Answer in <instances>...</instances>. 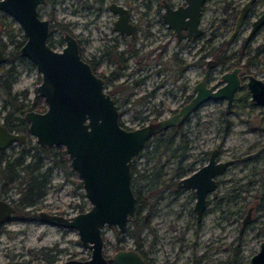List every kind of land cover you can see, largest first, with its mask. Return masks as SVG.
Segmentation results:
<instances>
[{"label":"rangeland","instance_id":"374dc122","mask_svg":"<svg viewBox=\"0 0 264 264\" xmlns=\"http://www.w3.org/2000/svg\"><path fill=\"white\" fill-rule=\"evenodd\" d=\"M236 1L239 3L241 0ZM80 5L79 0H57L52 14H48L50 6H40L38 13L42 18H50L53 15L52 22H72L73 34L81 31L83 35H88V29L84 27L87 24L93 36L87 50L93 51L97 44V30L88 23L92 13L79 7ZM213 15L208 12L203 22L213 18L216 24H219V18H214ZM231 23L232 20L229 21L228 29L222 30L213 45L227 38ZM241 28V33L223 52V55L229 56L226 65H231L232 61L248 63L242 69L240 85L234 91L230 106H227L225 98L209 99L201 103V106L192 111L188 119L174 131L175 140L171 150L168 154L161 153L158 165L153 166V163L160 148L158 152L154 150L157 140L151 137L148 145L132 160L136 174L145 173L149 177L148 181L142 179L140 182H132L145 198L139 215L141 218L147 216L148 223L142 226L138 236L139 245L149 264H247L252 252L258 248V240L252 238V227L261 224L264 227V106L250 101L246 80L248 74L264 80V48L259 47L264 43V28L253 35L251 40L245 38L247 25L243 24ZM48 36L52 47L61 49L64 44L63 40H60L61 30L52 27ZM0 39L5 44L4 49L10 54L13 53L14 43L24 40L22 28L17 20L2 10ZM242 43L245 45L243 55L238 57ZM196 47L197 45L192 46L193 62L197 57ZM257 48H260L259 51ZM136 59H128L129 68L134 66ZM248 60H251L250 63ZM234 65L238 67V64ZM8 66L9 63L6 62L2 68L6 69ZM224 67V64L214 66L209 84L220 81L222 73L233 68L230 66L225 70ZM13 68L17 74L12 90L23 92V100L29 106L33 101L39 102L36 96H41L36 91V85L40 81V72L34 64L16 53ZM202 69V64H194L195 82L200 80ZM155 77L152 75V78ZM223 83L220 81L218 86ZM42 102L45 106V102ZM178 104L180 101L158 94L153 102L147 105L126 106L119 119L124 126L135 128L149 120L136 117L135 111H145L151 106L159 108L161 105L169 111ZM3 105L5 103L0 96V120L4 113L11 109L10 106L3 108ZM24 143L28 145L25 150L38 145L33 135H28ZM21 146L19 142L13 141L5 149H0V154L17 157L20 155ZM62 148L64 149L63 146ZM214 148L217 149L215 158L218 161H231L226 170L216 176V188L208 193L205 213L197 222L192 211L193 191L184 188L177 192L174 180L204 165L208 161L209 152ZM24 156L25 163L32 162L29 154ZM47 165L48 162L44 163L40 170L45 172L48 181L44 186L41 209L64 216L77 213V203L88 209L89 203L85 196L83 199L79 196V192L83 194L82 187L75 188L71 183L78 175L74 172L73 176L68 177L66 170L57 167L46 172ZM238 191L241 197L235 196ZM254 197L258 200V206L261 205L254 216L257 221L251 223L246 233L242 234L239 232L242 208L252 203ZM14 216L13 214L8 222L0 226V264H28L42 260L43 255L47 254L54 255L55 262L89 257L90 250L81 246L75 229L55 227L41 220L22 222ZM132 229L134 226L130 227V230ZM101 235L103 254L107 258H110L118 247H133L135 244L133 237L120 233L114 225H104Z\"/></svg>","mask_w":264,"mask_h":264},{"label":"water","instance_id":"95a60500","mask_svg":"<svg viewBox=\"0 0 264 264\" xmlns=\"http://www.w3.org/2000/svg\"><path fill=\"white\" fill-rule=\"evenodd\" d=\"M251 1L253 0L242 5L231 36L239 30ZM44 2L45 0H0V10L10 14L22 28L25 40L19 47L21 56L29 59L40 72L36 91L43 98L45 108L41 112L32 109L26 111L24 120L28 123V133L35 137L37 144L64 147L89 206L85 211L67 216L48 211H39L37 215L42 222L52 226L75 229L81 246L90 250V255L80 260L69 258L54 263L37 261L31 264H145L134 248L116 250L110 258L104 256L102 249L101 231L104 225H114L120 233H124L128 223L136 218V197L131 183L132 160L150 137L170 129L171 126L181 125L201 103L209 99L225 98L227 106H230L234 91L240 85V68L233 67L222 73V86H218L220 81L207 86L208 64L203 76L195 82V95L175 113L135 128H125L119 123V109L113 98L103 88V79L79 57L76 38L63 32L64 45L59 51L47 43L49 21L38 13L39 6ZM202 2L203 0H187L185 6L176 7V10L166 7L163 20L175 31L181 27L187 28V23L190 22L192 37L198 36L199 7ZM187 16L189 18L184 20ZM263 21L264 11L252 21L248 36ZM128 30L125 33L132 32L131 27ZM3 61L4 55L0 50V62ZM246 81L250 101L264 106V80L248 74ZM24 139V134L8 132L0 125V149L5 148L10 141ZM216 155L217 149L214 148L204 165L177 180L178 187L195 191L193 212L197 220L204 213L208 193L216 188L215 176L223 173L231 161H218ZM12 212L9 203L0 200V220L10 216ZM247 220L248 217L242 220V226ZM249 264H264V239L251 256Z\"/></svg>","mask_w":264,"mask_h":264},{"label":"flooded vegetation","instance_id":"af4514ba","mask_svg":"<svg viewBox=\"0 0 264 264\" xmlns=\"http://www.w3.org/2000/svg\"><path fill=\"white\" fill-rule=\"evenodd\" d=\"M247 1L248 0H241L238 3L236 0H203L199 7L200 20L198 23V30H200V33L198 34V36L192 37L189 24L190 22L187 23V28L181 27L177 30V32L173 27H169L167 22L163 20V15L165 14L166 7L172 10H176V7L185 6L187 0H79V2L81 3L79 7H83L90 13H92L90 21L88 23L92 24V28L97 30V44L93 51L87 50V45L93 37L87 24H85L84 27L88 29V35H83L81 31L80 33L73 34L71 27L72 22H52L53 15L50 18L47 17L45 19H48L49 21V33L50 28L56 27L61 30V36L63 32L66 31L76 38L77 46H79V57L85 60L94 70L96 75L103 79V88H105L110 97L113 98L117 109H119L118 119L123 111H125L126 106L135 104L147 105L148 103L153 102L154 98H156V95L158 94L171 97L173 100L180 101V104H178L177 107L172 109L170 108L169 111H166L165 107L162 105L159 106V108H154L151 106L145 111H135L136 117L140 116V118L142 119L149 118L148 121H155L159 118L170 115L171 113H175L182 104L190 101V99L195 95L194 86L196 85V83L194 64L203 65L201 77L203 76L204 70L209 64V73L206 80L207 86L211 85L208 82L210 81V77L212 74L211 71L213 70L214 66L221 64H224L225 70H228L230 66L231 68L234 67V64H238L237 66L240 68L238 72V78L240 81L243 73L242 69L248 63L240 64L239 61H232L231 65H226V63H228V61L226 60L229 56L223 55V52L225 48L228 47V45L231 43V41H233L241 33V27L243 24H246L248 27V32L245 37L247 40H251L253 35L264 28L263 21L259 28H257L251 35L248 36L252 28V21L258 18L259 15L264 11V0H253L250 2L249 9L244 16L239 30L233 36H231L234 30L233 27L235 21L237 19L236 16L240 12L242 5ZM56 2L57 0H45V2L41 4V6H50L51 9L48 13L50 15L54 11L53 9ZM74 9L79 10V8ZM208 12L210 14L213 13L214 18H219V24H216L215 19L213 18L208 22H203L205 15L208 14ZM176 18L177 16L175 17V19ZM188 18L189 17L187 16L184 20H187ZM230 20H232V23L227 38H225V40L221 39L220 42L217 43V45H213L215 39L222 33V30L228 29ZM116 26L118 29H116ZM129 27H131L132 32L127 34L125 33V31L128 30ZM120 28L121 31H119ZM207 30L209 32H207ZM60 40H63V36ZM18 42L19 41H16V43H14L13 53L10 54L6 49H4L5 44L0 39V50L4 55V61L0 62V96L5 103V105H3V108H5V106L11 107L10 110L4 113L5 115L2 117V120H0V125L5 127L8 132L11 131L25 135V139L23 141H17L20 143V145H22L21 151L19 152L21 153L23 151H27L25 150V148L28 145L24 142L27 140V137L30 134H26V131L28 132V123L24 120V114L26 112L24 111V108L26 103L23 100V92L12 90L14 79L17 74V71L13 68L17 49L19 52L18 55H21L19 49L20 46L16 47ZM49 42L50 41L48 36L47 43L52 47V44H50L51 42ZM63 45L64 44H62V46ZM196 45L197 57L193 62L192 46ZM243 46L245 47L244 43H242V45L240 46V49L242 48L241 53H239L241 56L243 55ZM259 47L264 48V43ZM260 48H257V51H259ZM216 52L218 53L217 55L214 54ZM130 57L137 58L132 68H129L128 65V59ZM250 61L251 60H248L249 63ZM6 62L9 63V66L6 69H3L2 66ZM152 75L156 76L155 79L152 78ZM41 99L43 100L42 97ZM119 123L123 127L129 128L124 126L120 119ZM23 126H25L26 128L25 131L20 129V127ZM175 126L180 125H174L171 127ZM11 142L13 141H10V143ZM10 143H8L6 147H8ZM14 169L17 170V172H15L16 175L13 177L14 179L10 186H6L4 183H2V178H0V200H6L13 210L10 216L2 217V219L0 220V226L8 222L12 218L13 214L15 215L14 217L17 220L22 222H35V220H41L38 218L37 214L39 211H43V209H41L40 207V204H42V201L44 199L42 197L45 191V187H43L42 189L43 194L38 197L34 205L24 206V214L18 215L19 213L15 212L14 210L19 200L18 187L23 185V179L26 178V175H36L38 173V170H34L33 173L26 174L19 167H15ZM41 173H43L42 175L44 177H38L37 183L43 182L46 179L45 172L43 171ZM216 176L214 179L217 183ZM180 177L183 176H179L174 180L177 192L186 188L177 186V180ZM191 191H193L195 200V191L193 189H191ZM235 196L241 197L239 191ZM260 206H258V200L255 197L252 200V203H249L248 206H242L243 215L240 219V233L245 234L246 230L249 229L251 223L257 221L254 216L256 211H259L258 208H260ZM139 213L140 211H136L135 208L136 218H141ZM202 217L200 218V220L202 219ZM246 217H248V220L242 226V220ZM200 220L196 219L197 222H199ZM252 228L254 231L252 233V238L258 240L257 242L259 248L261 240L264 239V227L261 224L260 226H253ZM122 248L118 247V249L116 250ZM128 248H134L144 259L145 264H149L147 259L144 257L140 245L134 244L133 247H127L124 249ZM258 248L254 252H252L251 256L258 250ZM250 258L247 264H249ZM28 264H31V262H29Z\"/></svg>","mask_w":264,"mask_h":264},{"label":"trees","instance_id":"16d2710c","mask_svg":"<svg viewBox=\"0 0 264 264\" xmlns=\"http://www.w3.org/2000/svg\"><path fill=\"white\" fill-rule=\"evenodd\" d=\"M23 41L24 40L19 41L16 47L20 46L23 43ZM16 53L19 54L18 49ZM214 54L217 55L218 53L216 52ZM239 56L241 55L238 54V57ZM36 98H38L39 102L33 101V103L30 104V106L26 104L24 111H27L30 109L41 111L44 109V105H43L41 97L39 98L36 96ZM178 128L179 126L171 127L170 129L160 132L159 134L151 137L157 140L154 150L158 152L159 151L158 149L160 148L159 155L155 158L156 160L153 163V166H156L160 163L159 157L162 152L163 153L166 152L168 154L169 151L171 150L170 149L171 145L173 144L175 140L173 133ZM20 129L25 131L26 128L25 126H23V127H20ZM27 133L28 132L26 131V134ZM148 143H149V140L145 143L143 147H146ZM31 147L34 150H32L31 148L30 150L23 151L17 157L5 156V155L0 154V178H2L1 182L4 183L6 186H10L12 184V181L14 179L13 177L16 175L15 172H17V170L14 169L15 167H19L26 174L27 173L30 174V173H33L34 170H38V173L36 175H33V176L26 175L25 176L26 178L23 179V185L18 187L19 188V196H18L19 200L14 209L15 212L19 213L18 215L24 214L23 208L25 205H29V206L34 205L38 197H40L43 194L42 189L48 181L47 179L44 178L45 180L43 182L37 183L38 182L37 178L44 177L42 175L43 173L40 172L44 163L48 162V165L45 168L46 172H49L55 167H57V168H63L64 170H66L67 171L66 175H68V177L73 176L74 174V171L71 168V165L69 164L68 155L66 154L62 146L53 145V146L45 147V146H40V145H34ZM27 154L30 155L32 162H28V163L24 162L25 161L24 155H27ZM131 172H132L131 183L133 181L140 182L142 179H145L147 181L149 180V177L145 173L136 174L134 167H131ZM158 176L159 175H156V177ZM71 183L75 188L82 187L81 182L78 178H76V180L74 181H71ZM132 191L136 197V204H137L136 211H140L142 206L145 203V198L141 196L137 187L134 186L133 183H132ZM149 195H151V193ZM79 196L81 197V199H83L84 197L81 192H79ZM75 206L78 207V212L85 211L87 209L80 203H77ZM147 223H148L147 216H142V218H136L134 221L130 222L127 225L128 227L125 231V234H128L130 237H133L135 245H139L140 243V238L138 236L139 230L142 228V226L147 225ZM132 226H134V229L130 230V227ZM42 260L45 262L54 263L56 261V258L54 255L47 254V255H43Z\"/></svg>","mask_w":264,"mask_h":264}]
</instances>
